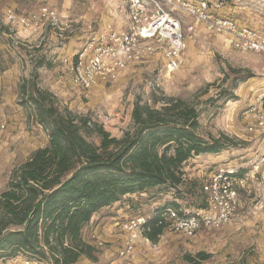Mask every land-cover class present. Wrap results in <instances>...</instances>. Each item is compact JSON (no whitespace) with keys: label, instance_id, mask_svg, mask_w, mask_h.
Listing matches in <instances>:
<instances>
[{"label":"rangeland","instance_id":"1","mask_svg":"<svg viewBox=\"0 0 264 264\" xmlns=\"http://www.w3.org/2000/svg\"><path fill=\"white\" fill-rule=\"evenodd\" d=\"M46 1L49 3L43 0H0V193L7 189L12 171L28 161L37 149L47 146L49 141L48 132L35 117V109L21 105L20 94V85L30 81L34 66L42 57L50 61L53 68L39 70L40 87L50 91L60 106L103 125L113 137L121 138L131 129V116L137 100L154 107L153 96L156 95L180 98L193 105L201 115L200 134L204 138L225 134L232 140L233 144L220 153L223 155L221 161L206 157L192 159L186 164V183L178 189H154L129 197L130 201L123 205L125 217H151L175 198L184 203L183 208L193 211L203 200L199 187L193 183L200 184L201 176L208 175L213 165L232 162L249 171L254 158L258 157L256 162L261 161L264 134H249L246 128L250 122L247 112L261 103L264 109V56L237 51L228 44L225 36L199 24L197 36L188 42L184 65L170 78L162 76L166 59L158 50L123 71L116 82L101 83L85 91L73 84L71 76L58 60L60 56L73 58L80 49V52L85 49L89 35L86 36L85 23L80 18L99 15L98 20L101 21L91 23L96 31L107 24L122 29L125 21L120 13L113 14L104 6L108 0H93V6L89 3L93 2L91 0H55L54 5L50 0ZM109 2L117 3V0ZM220 2L222 7L218 13L221 16L264 33V0ZM42 7L63 15L70 13V20L79 19L80 22L74 25L76 33L59 39L57 33L46 25L29 36H20L16 27L12 29L3 17L9 8L18 15L27 16ZM186 19L190 23V18ZM15 34L19 44L11 38ZM46 73L48 76H44ZM245 77L249 79L240 83L235 91L238 99L225 103L219 93L222 90L231 92L232 84ZM3 125L4 128L1 127ZM89 141L99 142L96 137L89 138ZM240 199L241 216L233 224L202 231L191 239L168 229L156 243L148 246L138 244L135 253L127 259L118 256L121 238L116 243L106 242L103 248L98 249L99 262L82 259L77 264H188L184 256H195L200 252L212 256L202 264H264V181L258 178L251 184L249 193L241 192ZM125 219L113 221L112 232ZM94 234L104 240V234L95 226L89 238L90 244L95 245ZM25 261L11 264H26Z\"/></svg>","mask_w":264,"mask_h":264},{"label":"trees","instance_id":"2","mask_svg":"<svg viewBox=\"0 0 264 264\" xmlns=\"http://www.w3.org/2000/svg\"><path fill=\"white\" fill-rule=\"evenodd\" d=\"M52 67L45 57L39 58L30 81L20 85L21 105L35 109L49 141L12 171L7 189L0 193V262L19 257L40 264L99 262L98 249L83 238L84 228L98 212L126 196L178 189L186 183L188 162L220 154L233 144L225 134L201 136V115L190 103L156 95L154 107L137 100L131 129L121 138L113 137L103 125L60 106L40 87L39 70ZM247 79L236 80L231 92L222 90L219 97L225 103L237 100L235 91ZM91 137L99 142H90ZM193 185L202 194L200 184ZM183 204L175 198L155 211L146 231L152 243L165 232V224L159 223L162 211H180ZM204 207L203 196L198 208ZM211 257L200 252L184 260L202 264Z\"/></svg>","mask_w":264,"mask_h":264},{"label":"built area","instance_id":"3","mask_svg":"<svg viewBox=\"0 0 264 264\" xmlns=\"http://www.w3.org/2000/svg\"><path fill=\"white\" fill-rule=\"evenodd\" d=\"M119 13L125 21L124 28L117 29L107 24L102 30L88 26L89 36L85 49L73 58L59 57L58 60L71 76L76 87L85 91L99 84L114 83L120 74L131 65L138 64L160 50L166 59L163 78L168 79L179 71L185 63L188 42L197 36V26L203 24L211 32L226 37L228 44L237 51L250 52L264 56V33L242 25L235 19L221 16L220 0H118ZM8 25L21 28L30 34L51 27L59 39L66 38L75 24L69 17L55 10L42 7L38 12L27 16L18 15L14 9L4 13ZM186 17L190 18L187 23ZM185 27V29H184ZM19 44L17 34L11 35ZM250 119L246 132L264 134V109L252 107L248 112ZM4 128V125L1 126ZM254 158L251 170L243 166L225 162L213 165L208 175L201 176L200 186L206 207L186 208L177 211L167 208L160 215V225L165 231L171 229L191 239L205 230H216L236 222L241 214V192L249 193L251 184L264 181V155L260 162ZM130 207V206H129ZM181 212L185 213L181 215ZM155 216H156V212ZM154 215V214H153ZM137 215L128 217L118 225L122 242L118 249L120 259L132 256L138 244L150 245L146 236L148 221L152 218ZM93 241L97 249L106 245L95 234ZM26 264L34 262L25 261Z\"/></svg>","mask_w":264,"mask_h":264},{"label":"crops","instance_id":"4","mask_svg":"<svg viewBox=\"0 0 264 264\" xmlns=\"http://www.w3.org/2000/svg\"><path fill=\"white\" fill-rule=\"evenodd\" d=\"M45 2H48L46 0H43ZM52 1V2H51ZM57 1V0H56ZM93 1V0H91ZM104 1V0H103ZM106 1V0H105ZM49 3V2H48ZM55 3V0H50V4L51 5H54ZM91 6L95 5V1L93 2H89ZM96 5H98V3H96ZM104 6L109 9L110 12H112L113 14H115L116 12L119 13V2L117 0V3L113 2H109L108 0V3L107 4H104ZM6 11V10H5ZM4 11V13H5ZM70 14V13H69ZM68 13H66L65 16L67 17H70L68 16L69 15ZM90 16H93V15H90ZM99 16V15H98ZM98 16H93L91 18H88L87 16H84L80 19H83L82 23H85V33H86V36L89 35V29H88V26L92 23V22H96V20H98ZM118 16V15H116ZM4 17V16H3ZM5 18V17H4ZM108 19V18H107ZM72 20H76L78 22H80L79 19H73ZM95 20V21H94ZM99 22L101 21L98 20ZM237 21V20H236ZM239 22V21H238ZM240 23V22H239ZM241 24V23H240ZM77 28V27H76ZM76 28L73 27L72 29V32L70 34H74L76 33ZM16 31H19L20 32V36H29L30 33L28 32H23L21 28H15ZM73 36V35H72ZM88 37V36H87ZM81 50V49H80ZM80 50L78 51V53L80 52ZM61 53V52H60ZM77 53V51L75 52ZM53 68V67H52ZM64 71V69H63ZM65 72V71H64ZM42 73V72H41ZM44 76H48V73H46ZM47 81V79L45 80ZM72 83V82H71ZM52 83L50 82L49 85H51ZM214 158L215 160L217 161H221V159L223 158V155L221 154H206V155H201L199 157H196L195 159H193L192 161L194 160H199V159H203V158ZM191 162H188L187 164H189ZM213 163H219V162H213ZM135 196H138V194L136 195H131V196H126L124 197L121 201L113 204L112 206L110 207H107V208H104L103 210H101L100 212H98L92 219V221L90 222V224H88L84 230H83V238L86 242L90 243L89 242V238L92 236L91 235V232L93 231V228L96 226V228H99L100 231L102 232V234H104V240L105 242H117L119 241L121 238H122V235L119 234V230L116 229V231L114 232V234H112V229H113V225H112V222L115 221V220H123L125 218H128V217H125V206L124 205V202L125 201H130L129 197H135ZM125 217V218H124ZM103 226V227H102ZM103 228V229H102ZM97 231V230H96ZM20 261H25V258L23 257H19L17 259H14V260H11V261H7L6 264L8 263H19ZM27 261V260H26ZM33 264H37V263H33Z\"/></svg>","mask_w":264,"mask_h":264}]
</instances>
